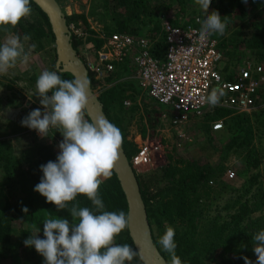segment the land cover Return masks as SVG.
<instances>
[{"label":"trees","instance_id":"1","mask_svg":"<svg viewBox=\"0 0 264 264\" xmlns=\"http://www.w3.org/2000/svg\"><path fill=\"white\" fill-rule=\"evenodd\" d=\"M152 1L91 0L88 13L67 14L68 25L74 24L85 33L78 36L72 32L74 47L79 52V46L89 40L95 50L102 48L104 40L91 28L88 19L91 17L104 26L106 36L113 32H124L155 39L152 52L157 57H163L167 47L162 31L164 20L153 9L148 10L154 6ZM58 2L61 4L60 0ZM174 3H179V8L183 9L193 5L194 0H171L167 9ZM221 3L217 11L223 14V22L230 24L233 29L230 36L220 40L225 59L220 72L225 79H232L234 76L231 72L242 66L241 58L239 60L237 55L240 48L244 47L256 55L257 62H264V0H247V3L243 0H222ZM31 9V15L22 19L15 28H9V32L19 35L22 42L23 36L29 34V47L36 45L33 52L49 54L47 61L50 67L44 70L57 71L62 79H74L71 73L61 72L57 68L55 35L48 15L33 0ZM196 12L204 13L200 10H193L192 13ZM194 18H186L183 23L192 22ZM172 23L183 24L178 18ZM4 36L5 33L0 30V44ZM229 56L236 59L233 66L226 62ZM81 57L87 63L89 57ZM89 78L95 90L97 81L91 72ZM109 81L114 83L103 89L99 98L110 122L121 130L122 146L131 161L139 146L128 138V131L134 110L140 107L134 104L128 108L125 104L129 98L136 99L135 93L145 90L140 83H136L139 82L136 68L127 57L117 62ZM14 82L13 79L7 82L9 91L15 90ZM149 98L153 99L150 95ZM161 105L165 104L159 103L160 108ZM86 118H89L87 113ZM218 120H222L223 127L215 130L213 124ZM171 121L174 124L173 110ZM200 128L204 130L205 137L197 146L199 154L191 152L189 158H185L178 153L173 155L170 150L169 161L165 166L147 173L138 172L135 168L154 242L170 264L169 254L158 243L165 232L166 222L175 230L176 254L182 264H245L244 257L255 264L257 257L253 252V237L264 229V146L257 141L259 134L264 136V109L249 113L217 105L204 114ZM35 134L33 144L27 145L26 151L22 150L23 157L14 154V144L10 140L0 138V255L2 259L9 256L20 258L17 264H44V258L35 248L24 244L34 230L15 226V221L24 219V214L32 218V224H39L46 217L70 220L68 209L73 203L92 207L85 196L78 195L68 208L58 211L54 204L47 203L43 196L34 191L43 176L40 166L56 161L60 151L58 145L63 139L56 129H50L48 137ZM143 134L146 137V130ZM229 154L238 158L232 169L238 178L243 179L239 185L226 175L229 168L225 161ZM98 191L105 210L117 213L124 211L128 215L126 194L115 172L110 179L103 181ZM221 199H224V203L218 202ZM24 207H27V213L22 211ZM38 238H44L43 228L39 230ZM115 242L129 244L137 251L129 228L122 231ZM136 259L144 264L139 258ZM134 260L131 264H134Z\"/></svg>","mask_w":264,"mask_h":264},{"label":"clouds","instance_id":"2","mask_svg":"<svg viewBox=\"0 0 264 264\" xmlns=\"http://www.w3.org/2000/svg\"><path fill=\"white\" fill-rule=\"evenodd\" d=\"M247 3V0H243ZM207 13L201 25L199 39L206 40L213 34L223 35L226 23L217 11L208 13L211 0H195ZM31 0H0V30L5 33L0 44V74H6L17 63L27 64L36 45L27 50L21 37L9 32L22 19L31 15ZM31 39L29 34L22 38ZM91 82L84 76L62 79L57 71H42L35 84L36 96L44 108L31 111L21 125L48 137L50 129H56L63 137L59 143L56 161L40 166L43 176L34 191L54 204L58 211L68 208L78 195L85 196L92 207L73 203L68 209L71 219L46 217L43 220V239L33 224V235L24 241L26 247H34L44 258V264H131L135 258H144L129 244H117L115 239L130 226L131 216L124 211H107L100 197L99 188L110 179L119 161L123 135L121 130L104 116L86 118ZM51 93V95H49ZM99 95V94H98ZM224 91L213 87L204 101L215 106ZM28 212L27 207L22 209ZM175 230L165 222V232L158 243L169 254L170 264H182L176 254ZM255 264H264V229L253 237ZM245 264H253L244 257Z\"/></svg>","mask_w":264,"mask_h":264},{"label":"built area","instance_id":"3","mask_svg":"<svg viewBox=\"0 0 264 264\" xmlns=\"http://www.w3.org/2000/svg\"><path fill=\"white\" fill-rule=\"evenodd\" d=\"M197 18L203 20L198 15L192 22L180 25L168 18L162 22L167 45L163 57H157L152 52L155 39L124 32L101 36L104 40L102 48L98 51L94 48L95 55L89 57L86 63L97 81L96 93L114 83L108 80L117 62L127 57L135 66L136 77L144 90L157 102L172 108L174 124H183L193 116L203 115L209 107L203 98L213 87L224 91L217 104L219 106L239 112H251L262 106L264 62H243L239 69L231 72L234 78L225 79L220 72L221 63L225 60L220 40L213 34L201 41V25L197 23ZM69 27L78 36L85 35L82 28L74 24ZM222 127V120L213 124L215 130ZM183 136L181 134L180 137ZM169 153L162 137L148 133L131 163L134 168L143 165L156 169L168 163ZM235 174L232 168L226 171L228 179H233ZM210 183L213 184V181Z\"/></svg>","mask_w":264,"mask_h":264},{"label":"rangeland","instance_id":"4","mask_svg":"<svg viewBox=\"0 0 264 264\" xmlns=\"http://www.w3.org/2000/svg\"><path fill=\"white\" fill-rule=\"evenodd\" d=\"M176 2H181L182 0H173ZM184 1V0H183ZM61 5L65 12L67 14H71L73 12L81 13L84 12L85 14L88 13L90 9V3L91 0H60ZM171 0H165L158 2V0H153L152 3L154 4V8L151 7V9H148L149 11L153 9V11L156 14H161L163 20H176L178 18L181 23L185 21L186 18H191L192 16H203V18L206 17L207 13L201 8V6L197 5L194 0L193 5H189L186 7H183V9L179 8L180 4L179 3H174L171 5L170 8L167 9V4H170ZM222 0H211V3L208 8V13L211 14L213 11L218 10V4L221 6L222 5ZM149 8V7H148ZM193 10H200L203 11L204 13L201 14L199 12H196L193 14ZM218 12V11H217ZM164 13V14H163ZM221 17H223V14L218 12ZM201 14V15H200ZM145 15V14H144ZM205 15V16H204ZM146 16V15H145ZM89 23L91 25V28L94 29L95 31L98 32L100 36H104L106 33V29L104 28L103 25L97 23L94 21L91 17L88 18ZM171 21V22H172ZM223 21V20H222ZM226 23V29H225V36L215 34L218 36L219 40H222L224 37H228L232 34L231 30L233 29L230 24ZM86 39V38H85ZM25 44L26 50L29 48V42H22ZM92 43L88 41H84L80 46H79V52L81 56H88L91 57L93 56L94 48H92ZM237 55L239 57V60L241 58V63L243 62H257V56L254 55L253 53L249 52L246 50L244 47L240 48ZM91 55V56H90ZM254 55V56H253ZM47 57L49 58V54L46 52H41V53H34L32 52L29 62L27 64H21L17 63L16 67L9 69V71L6 74H0V96H3L6 93V84L7 82H10V79H17L19 76L27 75V77H30L31 79H27V84H30V88L28 91V100L31 101V105H28L26 109L28 112L26 113V116L28 114L35 110V109H40V111L43 113L44 108L40 104V99L39 97L36 96V91L35 87L33 86L36 84L37 77L39 74L44 71V69L49 68L50 64L47 61ZM234 60L235 58H230V56L227 58L226 62L229 63L230 66L234 65ZM224 65V62L221 63V67ZM7 77V79H5ZM4 82V86L1 84ZM17 82V87L22 86L23 84H26L24 81ZM32 82V84H31ZM139 84V82H136ZM31 86H33L31 88ZM137 86V85H136ZM9 92V90H8ZM96 92V90H95ZM130 91L129 93H131ZM148 92H145L143 90L140 91V93H135L136 99L134 98H129L127 99L129 104H125L128 108L132 107L134 104H137L140 108L134 110L135 112L133 113V118L132 122L129 127L128 131V138L132 139L138 146L141 144L142 139L144 137V130H146V136L148 133L150 134H155L156 136H160L163 138V141L165 144L168 145L169 151L171 150V153L174 155L176 153L180 154L181 156L185 158H189V155L191 152L196 155L199 154V151L197 150V146H200L199 142L202 140V138L205 137V134L203 133L204 130H201L200 125L203 122V116L206 112L212 110L215 106L209 105L205 113L201 116H193L188 120L187 122L179 125H175L171 121L172 117V110L166 106V105H161V108L159 106V103L156 102L153 99L149 98V95L147 94ZM99 94V93H97ZM24 98H27L26 95ZM2 103V100H0V104ZM264 103V102H263ZM2 105V104H1ZM219 106V105H218ZM25 107V106H23ZM264 109V104L255 110L249 112V113H254L255 111ZM166 113V114H165ZM20 116V117H19ZM25 113H19L16 117L18 119V125L12 123L11 128L9 127L7 121H6V115L5 112L0 111V138H4L7 140H10L13 143L14 136L13 135H19V130L23 131L24 128L27 129V131L23 133H28L31 139V143H29L28 146H31L33 144V138L34 134L36 133V130H28V127H24L21 125V121L24 119ZM21 120V121H20ZM181 134H184L183 137H180ZM36 135V134H35ZM217 135H220L217 133ZM224 137L222 136V139ZM257 141L259 144L264 146V136H261L260 134L257 136ZM14 144V143H13ZM24 145V144H23ZM14 148V154L18 157H23V153L21 154L22 150L20 146H13ZM25 151L27 150V147ZM189 154V155H188ZM237 157L233 154L228 155V159H226L225 164L228 166V168H233L234 163L237 161ZM155 168L150 167V166H138L136 170L138 172H150L154 170ZM232 180L233 183L239 185L242 183L243 179L238 178V176L235 174V177ZM220 203H224V199H221V201H218ZM24 219H20L15 221V226L20 229V228H29L32 229V218H27L24 214ZM43 220L37 225V228L40 230L43 228ZM33 234H35L33 232ZM29 237V236H27ZM25 240V239H24ZM26 248V247H25ZM20 258L14 257H7L6 259H2L0 255V264H17L16 261H18ZM134 264H141L137 259L134 260Z\"/></svg>","mask_w":264,"mask_h":264},{"label":"water","instance_id":"5","mask_svg":"<svg viewBox=\"0 0 264 264\" xmlns=\"http://www.w3.org/2000/svg\"><path fill=\"white\" fill-rule=\"evenodd\" d=\"M48 15L53 33L55 35L56 65L61 72H69L74 78L84 75L89 80V69L78 50L72 43V32L67 23V13L63 10L58 0H33ZM91 82V81H90ZM86 113L89 118L104 116V104L99 95L90 86ZM17 113V110H10ZM110 121V120H109ZM114 172L126 194L131 222L129 228L136 250L143 256L144 264H169L154 242L147 206L145 204L140 183L134 166L122 146L119 161Z\"/></svg>","mask_w":264,"mask_h":264},{"label":"crops","instance_id":"6","mask_svg":"<svg viewBox=\"0 0 264 264\" xmlns=\"http://www.w3.org/2000/svg\"><path fill=\"white\" fill-rule=\"evenodd\" d=\"M14 86H15V90L13 91H9L6 88V93L3 96H0V100H2V105L0 104V111L1 112H5L6 115V121L9 125V127L11 128V124H17L18 123V119H17V115L21 112V113H25L24 118L26 117V113L28 112V110L26 109V107H28V105H31V101L28 100V91L30 88V84H27V77L26 75L19 76L17 79H14ZM21 82L24 81L26 84H23L22 86L17 87V82ZM33 86H31L32 88ZM26 95L27 98H24ZM25 106V107H23ZM10 110H17V113H12L10 112ZM20 117V116H19ZM21 121V120H20ZM18 125V124H17ZM30 130V129H28ZM27 131L26 128H24L23 131H18L19 135H13L14 138H12L14 145L16 146H20L21 149H26L23 147H27V145H29V143H31V139L28 133H23ZM24 144V145H23Z\"/></svg>","mask_w":264,"mask_h":264}]
</instances>
